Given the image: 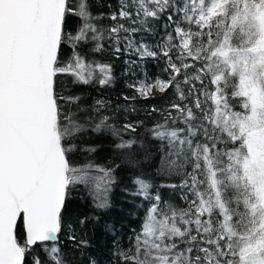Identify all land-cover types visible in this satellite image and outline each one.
Masks as SVG:
<instances>
[{
	"label": "trees",
	"instance_id": "1",
	"mask_svg": "<svg viewBox=\"0 0 264 264\" xmlns=\"http://www.w3.org/2000/svg\"><path fill=\"white\" fill-rule=\"evenodd\" d=\"M214 1L144 0L139 7L145 19L132 25L109 18L118 13L120 0H89L90 11L100 17L94 23L102 29L119 22L142 30L132 35L131 47L123 39L128 34L121 32L118 53L107 38L102 52H91V45L81 47L88 59L110 65L109 85L60 79L65 96L80 97L66 107L85 126L76 140L80 150L73 154V163L111 167L115 177L107 192L102 182L99 187L73 189L58 242L64 264H124L122 254L135 250V237L142 234L148 209L156 203L143 193L133 195L137 177L152 184L150 194L161 196L158 212L151 217L161 235L151 239L146 227L137 249L143 257L140 264H264V206L246 177L250 98L243 94L238 74L222 63L224 58L249 65L257 38L254 23L235 21L231 14L245 3L264 9V0H227L223 14L204 22L201 17L208 15ZM78 23L72 17L69 30ZM142 44L157 56H141ZM64 51L68 55L70 50ZM170 76L172 87L160 95L145 98L136 91L141 84L169 81ZM97 100L104 101L100 111ZM101 115L109 117L112 128L95 133L91 127ZM157 128L163 139L155 137ZM129 141L130 147H116ZM168 142L180 153L177 167L167 162ZM90 146L96 151L83 150ZM94 196L105 198L108 207L96 208ZM81 240L86 245H80ZM36 256L51 264L39 246L30 260Z\"/></svg>",
	"mask_w": 264,
	"mask_h": 264
},
{
	"label": "snow or ice",
	"instance_id": "2",
	"mask_svg": "<svg viewBox=\"0 0 264 264\" xmlns=\"http://www.w3.org/2000/svg\"><path fill=\"white\" fill-rule=\"evenodd\" d=\"M142 3L144 0H120L118 13L109 18L140 25L145 19L139 7ZM72 17L79 23L69 30ZM99 18L90 11L89 0H75V4L73 0H0V264H43L39 256L30 260L37 246L47 253L51 264H64L58 242L73 189L99 187L98 182H102L107 192L115 182L111 167L73 163V154L80 150L76 140L85 126L66 105L77 104L80 97L65 96L59 87L63 76L77 84L109 85L113 79L110 65L88 59L81 47L91 45V52H102L107 38L117 45L114 50L118 53L121 32L128 34L123 39L131 47L132 35L142 30L119 22L105 30L94 23ZM141 49V56H157L143 44ZM155 86L162 92L172 87L171 76L169 81L157 80ZM152 87L141 84L136 91L147 98ZM96 105L100 111L104 101L97 100ZM108 121L107 115H101L91 130L101 133L112 128ZM124 128L135 131L131 124ZM158 128L155 137L163 139L164 133ZM131 143L122 142L116 147H130ZM83 150L95 152L96 147ZM167 158L170 166H179L180 153L169 142ZM133 183L138 186L133 195L143 193L156 203L148 209L142 234L135 237V250L122 254L124 264H140L143 259L137 249L161 201L158 193L150 194L152 184L148 181L137 177ZM93 199L96 208L108 207L105 198ZM69 239L75 240V236ZM79 243L86 245L83 240Z\"/></svg>",
	"mask_w": 264,
	"mask_h": 264
},
{
	"label": "rangeland",
	"instance_id": "3",
	"mask_svg": "<svg viewBox=\"0 0 264 264\" xmlns=\"http://www.w3.org/2000/svg\"><path fill=\"white\" fill-rule=\"evenodd\" d=\"M227 0H216L212 4L208 15L201 17L204 22H208L212 16L223 14L226 10ZM235 16V17H234ZM231 18L242 23H254L255 28L253 34L256 35V46L251 54L249 65L241 66L238 62H233L230 59L223 58L222 63L226 66L230 64L232 70L238 74L241 82V90L243 94L249 96L250 112L245 123L246 139L249 143V156L247 164V180L254 184L260 205L264 206V9L251 8L245 3L239 10L231 14ZM222 18L220 22L225 23ZM238 22V24H239ZM235 24V27H238ZM235 29V28H234ZM248 35L249 30L245 31ZM228 45V44H226ZM223 46L219 48L223 50ZM217 50V51H219ZM221 52V51H220ZM222 54H227L222 51ZM223 57V56H222ZM145 86L152 85L148 95H160L162 91L153 84H144ZM264 209V207H263ZM155 218H151L147 225V234L151 239L159 237L157 234L162 231L157 228ZM159 224V223H158Z\"/></svg>",
	"mask_w": 264,
	"mask_h": 264
}]
</instances>
